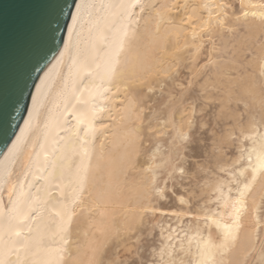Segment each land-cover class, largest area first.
<instances>
[{
	"label": "bare ground",
	"instance_id": "obj_1",
	"mask_svg": "<svg viewBox=\"0 0 264 264\" xmlns=\"http://www.w3.org/2000/svg\"><path fill=\"white\" fill-rule=\"evenodd\" d=\"M257 131L264 0H77L0 156V264H264Z\"/></svg>",
	"mask_w": 264,
	"mask_h": 264
},
{
	"label": "water",
	"instance_id": "obj_2",
	"mask_svg": "<svg viewBox=\"0 0 264 264\" xmlns=\"http://www.w3.org/2000/svg\"><path fill=\"white\" fill-rule=\"evenodd\" d=\"M73 10V0H0V156L26 116L38 78L61 50ZM47 12L57 18L42 28Z\"/></svg>",
	"mask_w": 264,
	"mask_h": 264
},
{
	"label": "snow or ice",
	"instance_id": "obj_3",
	"mask_svg": "<svg viewBox=\"0 0 264 264\" xmlns=\"http://www.w3.org/2000/svg\"><path fill=\"white\" fill-rule=\"evenodd\" d=\"M73 6H76V0H73ZM59 14H62V9L59 10ZM69 15L71 16V13H69ZM57 18V14L55 12H47L45 13V15L41 18L40 20V26L42 28H51V25L53 22H55ZM74 19V17H73ZM183 140H187L188 137L186 135H182L181 137ZM233 139H239L241 140L242 143L244 142H251L253 147L251 148H240L239 152V159L237 160V162L235 164H233V169H235V171H231L230 170V176L233 178L230 180L231 183H238V179H236L239 176H243L244 172L247 171L246 168H244L242 166V161H247L248 166L252 167V160H253V153H256V160H257V167L260 170H264V131H257L254 135H246L243 132H241L239 134V136L237 137H233ZM259 146L258 148L256 146ZM180 161L181 158L179 157V155L177 156L176 159V165L178 166V170L180 172L181 175H183L184 169L182 166H180ZM220 172H225L224 168H220L219 169ZM253 171H256V168H253ZM168 176H171V173L168 174ZM254 178V177H253ZM165 184L167 183V178L165 179ZM241 195H243V192H241ZM181 203H183V198H181L180 200ZM237 203H241L240 200H237ZM165 255H171V253H167L166 250L161 249L160 250V256H159V262L160 264H166L165 260H164V256ZM155 259V256H154ZM167 264H175L174 261H167Z\"/></svg>",
	"mask_w": 264,
	"mask_h": 264
}]
</instances>
